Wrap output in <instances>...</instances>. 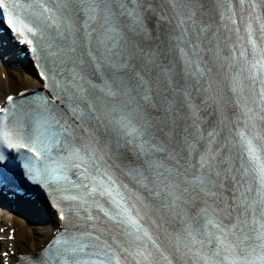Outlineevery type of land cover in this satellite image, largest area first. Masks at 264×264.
Wrapping results in <instances>:
<instances>
[{
    "label": "snow or ice",
    "instance_id": "6c2138e0",
    "mask_svg": "<svg viewBox=\"0 0 264 264\" xmlns=\"http://www.w3.org/2000/svg\"><path fill=\"white\" fill-rule=\"evenodd\" d=\"M36 6L41 11H33L31 4L10 6L8 0H0V9H9L7 23L24 42L33 44L35 37L40 51L54 58V63L59 62L56 72L41 71L40 76L48 81L51 75L56 99L63 95L66 107L39 95L29 100L21 93L24 103L16 105L6 123L0 120V142L7 140L12 147L28 150L26 167L30 174L35 171L58 183L67 179V170L79 171L85 196L64 199L79 202L77 208L84 207L91 199L106 221L121 227L136 245L135 251L124 246L118 251L101 239L102 233L93 234L94 226L90 231L87 224L83 227L71 224L76 234L63 232L57 244L49 247L48 257L38 259V264H121V253L139 258L137 264H141L151 256L149 247L159 249L157 239L142 224L148 206L114 178L105 159L107 149L98 148L96 145L101 143L98 140L93 144L92 134L88 138L83 135L85 121L89 127L115 132L118 141L131 146L143 167V172L132 170L135 178L148 198L158 200L162 210L167 208L179 214L181 205L203 202L202 207L194 209L195 216L184 220L186 226L175 238L177 251L182 244L197 264H264V157L261 155L264 145L257 143L261 138L251 132L237 133L243 163L233 168L230 157L221 155L219 148L213 154L201 145L206 155L196 149L192 141L203 136L197 130L183 141L185 163L188 164L193 153L196 163L182 169L178 157L167 155L166 142H161L163 129L150 118L154 103L144 75L152 72L154 77L156 70H160L162 78L171 75V65L164 68L159 60L165 50H178L184 59L176 88L187 77L192 81L189 87L194 89L206 71L201 68V61L194 58L195 51L189 56L184 48L178 47L187 31L181 26L191 16L178 11L173 3L175 16L169 19L152 6L151 0H59L51 6L45 0H36ZM157 22L166 31L165 39L150 31ZM249 43L253 59L247 62L248 79L252 84L259 81L264 85V52L251 39L250 28ZM32 51L36 52L37 47ZM240 55L246 57L245 52ZM68 63L73 65V74L65 83L59 76L62 66ZM88 69L101 82L100 86H91L97 93L92 99L86 87ZM179 95L184 97L190 92L182 91ZM259 98L258 107L264 104V86L260 88ZM7 100L11 103L14 98L9 96ZM171 107L165 98L161 105L165 115ZM17 111H22L25 118H15ZM243 114L247 118L246 128L248 122L264 119L247 107ZM216 135L215 131L207 133L209 144ZM3 153L0 147V169L6 167ZM173 161L172 167L166 166ZM73 216L79 218V212L70 210L66 214L64 209L59 210V218L66 223ZM86 219L92 221L95 217L89 214Z\"/></svg>",
    "mask_w": 264,
    "mask_h": 264
},
{
    "label": "bare ground",
    "instance_id": "6f19581e",
    "mask_svg": "<svg viewBox=\"0 0 264 264\" xmlns=\"http://www.w3.org/2000/svg\"><path fill=\"white\" fill-rule=\"evenodd\" d=\"M6 81L9 86L17 89L36 83L37 78L34 76L29 65L19 63L18 65H13L7 69ZM49 214L50 212L43 214V218L39 222H28L26 218H20L16 237H18V245L21 248H37L39 243L43 242L48 237L53 225Z\"/></svg>",
    "mask_w": 264,
    "mask_h": 264
},
{
    "label": "rangeland",
    "instance_id": "374dc122",
    "mask_svg": "<svg viewBox=\"0 0 264 264\" xmlns=\"http://www.w3.org/2000/svg\"><path fill=\"white\" fill-rule=\"evenodd\" d=\"M34 224H37V223H34Z\"/></svg>",
    "mask_w": 264,
    "mask_h": 264
}]
</instances>
